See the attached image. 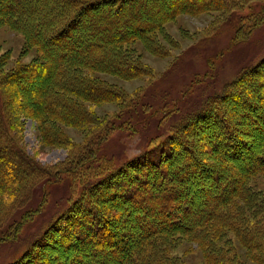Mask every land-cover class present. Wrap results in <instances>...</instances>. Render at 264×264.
<instances>
[{
    "label": "trees",
    "instance_id": "16d2710c",
    "mask_svg": "<svg viewBox=\"0 0 264 264\" xmlns=\"http://www.w3.org/2000/svg\"><path fill=\"white\" fill-rule=\"evenodd\" d=\"M48 1L57 6L56 13L46 8L42 14L35 6L43 5L41 0H0V16L29 36L43 60L13 72L0 70L3 218L37 192L47 194L48 184L68 185L72 196L34 248L5 264H183L172 254L181 239L199 245L205 264H246L222 243L226 233H233L250 261L264 264V193L250 185L264 173V95L255 92L264 85V58L241 68L196 109L181 113L151 150L123 163L101 150L111 131L133 126L120 115L106 121L90 107L124 102V93L95 72L123 78L148 73L130 52L134 42L141 40L157 53L158 34L179 14H231L242 0ZM245 17L233 44L264 23L260 13ZM35 78L41 82L27 111L39 120L42 140L75 148L46 178L22 146L17 105L8 90L15 82L24 91L21 80ZM63 125L89 134L83 143H74ZM204 126L208 130L202 134ZM100 128L103 132L90 134ZM199 134L209 147L198 142ZM29 218L24 213L11 230H1L0 244L17 240Z\"/></svg>",
    "mask_w": 264,
    "mask_h": 264
},
{
    "label": "rangeland",
    "instance_id": "374dc122",
    "mask_svg": "<svg viewBox=\"0 0 264 264\" xmlns=\"http://www.w3.org/2000/svg\"><path fill=\"white\" fill-rule=\"evenodd\" d=\"M41 1L44 2L43 5L41 2L35 6L42 14L46 8H49V13H56L57 6H53L51 1ZM1 4L0 2V6ZM34 8L32 5L31 9ZM251 12L264 15V0H242L231 14L223 11H209L198 15L179 14L166 23V30L158 34L157 53L146 48L141 40L130 46L131 54L139 58L148 69L146 75L123 78L107 72H95V77L124 93V102H104L90 107L106 121L113 115H120L122 119L119 120L127 118L129 127L133 126V129L125 127L111 131L101 154L121 159L122 163L143 155L164 140L172 122L181 113L196 109L206 96L221 92L241 68L262 60L264 23L252 30L244 41L233 44L239 27L246 22L245 16ZM40 61H43L40 50L30 42L29 36L14 29L0 16V70L4 73L13 72L14 68L24 69L38 65ZM40 82L37 78L22 79L20 83H23L26 90L17 88L15 82H11L8 90L17 105L22 146L40 163L43 168L41 177L46 178L65 160L70 159L69 154L75 148L69 144H47L42 140L39 120L27 111L35 97L33 90ZM255 92L264 95V85L256 88ZM145 113L153 116L148 117V120L144 119ZM62 128L63 133L77 144L83 143L89 134V131L74 126L63 125ZM97 130L103 132L102 128L93 129L90 134L93 135ZM204 130L199 128L202 134L207 133L208 129L204 126ZM157 133H161L159 140L155 137ZM198 136V142L206 143L209 147L207 137L200 134ZM41 177L40 180L43 179ZM250 183L264 193V173L255 176ZM61 185L48 184L45 187L47 194L43 195L42 190L37 192L31 201L15 207L9 219L3 218L7 211H3L5 208L2 209V205L5 202L0 198V231L11 230L13 222H17L24 213L30 217L22 225L24 229L20 230L17 240L0 244V264L18 259L30 250L66 209L70 203L72 188ZM55 187L58 189L52 195L49 191ZM253 211L257 213L258 209ZM62 228L65 226L62 225ZM222 243L226 248L233 247L232 251L237 252L246 264H256L247 258L245 249L233 233H226ZM172 254L180 258L183 264H205L199 245L187 239H181L180 243L174 245Z\"/></svg>",
    "mask_w": 264,
    "mask_h": 264
}]
</instances>
